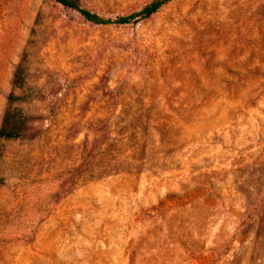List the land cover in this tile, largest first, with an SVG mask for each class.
<instances>
[{
    "label": "rangeland",
    "instance_id": "rangeland-1",
    "mask_svg": "<svg viewBox=\"0 0 264 264\" xmlns=\"http://www.w3.org/2000/svg\"><path fill=\"white\" fill-rule=\"evenodd\" d=\"M151 1L0 0V264H264V0Z\"/></svg>",
    "mask_w": 264,
    "mask_h": 264
},
{
    "label": "trees",
    "instance_id": "trees-1",
    "mask_svg": "<svg viewBox=\"0 0 264 264\" xmlns=\"http://www.w3.org/2000/svg\"><path fill=\"white\" fill-rule=\"evenodd\" d=\"M61 5L76 10L84 19L89 22L95 24H107L110 23L111 20L100 17L86 9L80 8L75 0H56ZM169 0H153L148 5L144 6L140 14L143 17H149L151 14L156 12L162 4ZM130 17H120L116 21L119 23H124L128 21ZM13 83L17 86L22 85V78L20 76L19 69L16 70L13 76ZM19 99L18 97L10 94L8 96L9 102H13ZM33 119V117H29L23 114L21 111L12 110L10 107H7L2 115L1 123H0V137L5 139H17L24 138V128L26 123Z\"/></svg>",
    "mask_w": 264,
    "mask_h": 264
}]
</instances>
